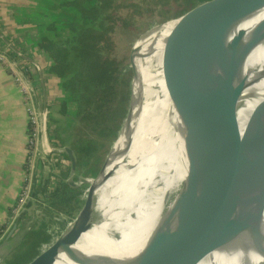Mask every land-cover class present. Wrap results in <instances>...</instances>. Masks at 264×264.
Segmentation results:
<instances>
[{
	"label": "water",
	"instance_id": "obj_1",
	"mask_svg": "<svg viewBox=\"0 0 264 264\" xmlns=\"http://www.w3.org/2000/svg\"><path fill=\"white\" fill-rule=\"evenodd\" d=\"M245 1L257 24L259 43L214 89L198 91L183 84L164 89L159 112L151 115L149 135H139L144 113L154 104L148 80L167 49L208 19ZM263 23L264 0H194L179 14L137 37L119 72L122 111L116 133L93 177L84 176L79 182L73 179L79 165L70 145L54 151L40 144L46 154H66L71 173L67 184L83 188L74 218L48 245L62 241L68 264H121L136 255H143L136 264H264V252H252L248 243L235 247V239L228 237L196 251L160 255L177 232L192 224L189 215L199 205L222 199L226 193L223 187L234 183L255 140L258 110L264 105ZM38 109L43 140L48 131V108L39 105ZM143 145L154 146L151 160L134 184L121 191L124 161ZM158 184L166 193V208L144 207L150 190ZM262 197L260 216L264 217V192ZM16 230L14 223L3 235V259L21 245ZM33 261L31 258L24 264Z\"/></svg>",
	"mask_w": 264,
	"mask_h": 264
},
{
	"label": "bare ground",
	"instance_id": "obj_2",
	"mask_svg": "<svg viewBox=\"0 0 264 264\" xmlns=\"http://www.w3.org/2000/svg\"><path fill=\"white\" fill-rule=\"evenodd\" d=\"M241 3L233 10L208 19L167 49L148 80V94L154 104L153 109L144 113L139 135H149L154 117L151 115L158 114L164 89L182 84L198 91L214 89L241 65L243 58L259 43L257 24L247 2ZM258 112L255 140L246 151L234 183L225 184L222 192L226 193L222 199L213 204H201L189 215L192 224L170 239L160 251L161 257L196 251L202 245H210L226 237L227 240L235 239V247L242 248L248 243L250 248L253 247L252 252H264V217L260 216L264 192V105ZM152 151L154 146L143 145L126 157L120 179L121 191L134 184L151 160ZM162 189L160 184L152 187L144 207L166 208L168 201ZM142 256L136 255L121 264H136ZM33 260L30 264H68L62 241L53 247L48 246Z\"/></svg>",
	"mask_w": 264,
	"mask_h": 264
},
{
	"label": "crops",
	"instance_id": "obj_3",
	"mask_svg": "<svg viewBox=\"0 0 264 264\" xmlns=\"http://www.w3.org/2000/svg\"><path fill=\"white\" fill-rule=\"evenodd\" d=\"M71 3L64 0H0V38L11 50L25 56L30 65V74L38 84L37 104L48 108V131L46 138H41V146L54 151L59 150L55 147L66 145L74 148L75 135L82 124L79 87L75 81L79 67L58 75L52 70L51 52L46 48V44L69 42L82 25L79 15L69 6ZM3 66L0 62V232L11 219L8 227L16 223L17 236L20 235L21 240V245L1 261V264H9L8 259L25 244L31 231L43 223L50 225V216L43 210H54L48 205L50 198L67 184L71 173L70 160L65 153L46 154L43 150L34 168L33 198L19 220L13 216V206L27 172L28 113L19 86ZM78 171L77 177H84L83 170ZM39 210H42L40 214ZM45 229L43 238L33 241L36 248L30 250L26 259L49 245V239L55 238L56 226ZM5 236L0 233L3 244Z\"/></svg>",
	"mask_w": 264,
	"mask_h": 264
},
{
	"label": "trees",
	"instance_id": "obj_4",
	"mask_svg": "<svg viewBox=\"0 0 264 264\" xmlns=\"http://www.w3.org/2000/svg\"><path fill=\"white\" fill-rule=\"evenodd\" d=\"M140 1L146 3L148 0ZM152 2L161 3L164 1L152 0ZM109 4L112 6L111 13L105 14V18L111 19L113 25L104 24V27L101 28H85L74 39L78 46V53L75 57L79 58L80 60H78L82 63L80 80L83 94L81 103L84 107V109L82 108V124L75 135L74 149L78 156V165L83 169V175L86 177H93L97 173L102 158L106 154V144H110L116 133L122 111L118 86L119 68L122 62L118 57L119 47L108 37L107 33L114 28L116 22H119V12L130 7L135 8L138 5L136 0H107L105 6L109 8ZM148 9L151 7L149 6ZM84 13L89 16L88 12ZM67 68L68 65L64 63L63 71L65 72ZM77 81L78 79H76ZM82 196V188H71L65 184L61 189L55 191L48 205L54 209L51 210L54 215L66 214L73 219ZM50 224L46 226L43 223L37 230L31 231L24 241L28 245L23 244L21 248L15 250L11 255L12 258L8 259L9 264H21L30 250L36 248L37 244L33 241L43 238L46 227H57L58 218ZM65 227L66 224L58 228L55 237ZM51 241L49 239L48 244Z\"/></svg>",
	"mask_w": 264,
	"mask_h": 264
},
{
	"label": "rangeland",
	"instance_id": "obj_5",
	"mask_svg": "<svg viewBox=\"0 0 264 264\" xmlns=\"http://www.w3.org/2000/svg\"><path fill=\"white\" fill-rule=\"evenodd\" d=\"M162 1L164 2L153 3L152 0H148L146 3L145 2L141 3L140 0H136V3L138 5L135 6V8L130 7L128 9L122 10V12L120 13L119 22H116L114 26V30L111 32V34L110 35L107 34L108 37H110L111 40L116 42V45L119 47L118 57L121 62H123V58L125 56L124 54L128 50L129 46L137 37H139L142 33H144L147 29L151 28L152 26L162 21H165L171 17H174L175 15L180 13L183 9H185L187 6H189L194 0H168V1L162 0ZM149 6L151 7V9H148ZM97 26L103 27L104 26L103 21H101L100 24L97 23ZM120 68H119V72H120ZM118 86H119V77H118ZM38 117L42 121L41 115L40 116L38 115ZM40 144H41V138H40ZM109 145H110L109 143L106 144V149H105L106 151ZM26 153H27V149H26ZM41 154H42V149L40 146L39 158ZM79 170H81L80 167H79ZM78 172L79 171H77L73 175V179L77 182L80 181L79 177H77ZM22 184H23V181H22ZM41 211L42 210H39V214L41 213ZM43 211L45 212L46 216H50L51 218V220L49 219V222H48L49 224L52 223L53 220H56L58 218V225L56 229L61 228L65 224L67 225L72 221V218L69 215L61 214V213L54 215L53 211L51 210L50 212H47V210H43ZM4 227L5 226H3V228ZM52 241H55V240L52 239ZM38 253L39 251H36L34 254L30 255L26 259V261H29L31 258L35 257Z\"/></svg>",
	"mask_w": 264,
	"mask_h": 264
},
{
	"label": "flooded vegetation",
	"instance_id": "obj_6",
	"mask_svg": "<svg viewBox=\"0 0 264 264\" xmlns=\"http://www.w3.org/2000/svg\"><path fill=\"white\" fill-rule=\"evenodd\" d=\"M107 0H73V2H67V0H64L65 3H71L69 6L72 7L75 11L76 14H78V19L82 22V25L78 27V30L76 31L75 35L72 37V40L69 42H63L61 45L59 44H52L47 45L46 48L51 52L50 58L52 59V70L55 71L58 75H65L69 70L75 66L79 67V71L75 76V81L78 79L77 84L79 87V95H80V108H81V120L83 116V105L81 103L82 101V94H83V86L80 80V74L82 71V63L75 57L78 53V46L76 45L74 39L78 36V34L85 28H101L97 26V23L100 24L101 21H103L104 24L107 25H113V21L111 19H106L105 14H110L111 10L110 8L112 7L109 4V8L105 6ZM66 7V8H69ZM88 12L89 16H86L84 12ZM122 12V11H121ZM119 12V14L121 13ZM114 17V16H113ZM101 19V20H100ZM77 23H75L76 25ZM104 27V26H103ZM114 30L108 31V35L111 34V32ZM4 43V42H3ZM5 44V43H4ZM75 44V45H74ZM7 48L9 46L5 44ZM11 56L16 58L17 65L19 70H25V79H28L30 82V90H31V95H34L35 103L37 104L38 102V84L36 82V79L31 76L30 74V65L29 63L24 59L25 56H22L19 54V52L16 50L15 52H10ZM80 62V63H79ZM64 63L68 65L67 70L64 72ZM33 98V96H32ZM82 105V106H81ZM83 108V109H82ZM63 187V186H62ZM61 187V188H62ZM59 188V189H61ZM57 189V190H59ZM56 190V191H57ZM55 193V192H54ZM31 197L33 198V186H32V194ZM52 198V196H51ZM50 198V199H51Z\"/></svg>",
	"mask_w": 264,
	"mask_h": 264
},
{
	"label": "built area",
	"instance_id": "obj_7",
	"mask_svg": "<svg viewBox=\"0 0 264 264\" xmlns=\"http://www.w3.org/2000/svg\"><path fill=\"white\" fill-rule=\"evenodd\" d=\"M0 62L8 69L10 76L19 86L28 113V134L26 142L27 172L24 177L23 184L21 186L19 198L12 211L13 216H16V218H18L19 215L22 213V210H24L27 206L28 200L32 199L31 194L33 186L34 168L36 166V161L40 155L42 122L38 117V115L40 116L41 114L37 104L35 103V97L33 94L31 95L30 82L24 77L25 70H19L16 58L11 56V53L3 44L2 38H0ZM10 221L5 225V227L7 228H2L0 232L1 236H3L4 233L11 227H8ZM46 246H44L38 251H42ZM2 259L3 258H1L0 256V264Z\"/></svg>",
	"mask_w": 264,
	"mask_h": 264
}]
</instances>
